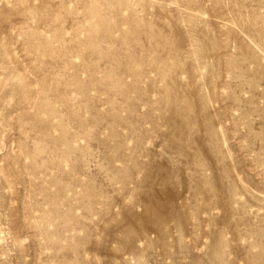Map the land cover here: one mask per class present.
Wrapping results in <instances>:
<instances>
[{
	"label": "rangeland",
	"instance_id": "rangeland-1",
	"mask_svg": "<svg viewBox=\"0 0 264 264\" xmlns=\"http://www.w3.org/2000/svg\"><path fill=\"white\" fill-rule=\"evenodd\" d=\"M0 264H264V0H0Z\"/></svg>",
	"mask_w": 264,
	"mask_h": 264
}]
</instances>
